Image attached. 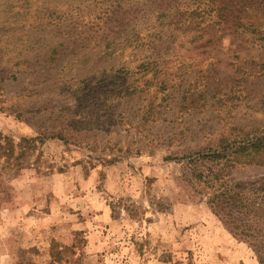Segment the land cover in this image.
<instances>
[{
    "label": "rangeland",
    "instance_id": "obj_1",
    "mask_svg": "<svg viewBox=\"0 0 264 264\" xmlns=\"http://www.w3.org/2000/svg\"><path fill=\"white\" fill-rule=\"evenodd\" d=\"M243 3L0 0V264H264V225L233 236L181 158L264 145ZM262 148L230 178L264 182Z\"/></svg>",
    "mask_w": 264,
    "mask_h": 264
},
{
    "label": "trees",
    "instance_id": "obj_2",
    "mask_svg": "<svg viewBox=\"0 0 264 264\" xmlns=\"http://www.w3.org/2000/svg\"><path fill=\"white\" fill-rule=\"evenodd\" d=\"M247 1L241 0V3L244 2L243 6L245 3L250 6L256 3V0H249L252 1L250 3ZM218 10L222 14L223 6ZM262 147L264 145L260 139L250 145L232 147L227 139L221 138L217 147L198 150L181 157L187 159V182L207 200L211 210L233 236L253 243L256 251L263 247L259 236L261 226L264 225V182L256 185L257 181H235L230 178V172L241 155L250 157L254 151V155L258 156ZM56 256V253L53 254L55 259Z\"/></svg>",
    "mask_w": 264,
    "mask_h": 264
}]
</instances>
